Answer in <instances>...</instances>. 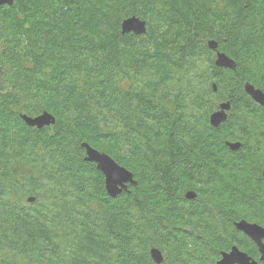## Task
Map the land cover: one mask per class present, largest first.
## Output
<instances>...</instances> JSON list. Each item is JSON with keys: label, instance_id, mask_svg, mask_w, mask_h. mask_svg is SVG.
<instances>
[{"label": "trees", "instance_id": "1", "mask_svg": "<svg viewBox=\"0 0 264 264\" xmlns=\"http://www.w3.org/2000/svg\"><path fill=\"white\" fill-rule=\"evenodd\" d=\"M134 15L145 33L122 32ZM210 40L236 70L216 64ZM246 82L264 91V0L0 6V264H157L154 247L160 264H217L237 243L256 254L234 225L264 224V107ZM44 111L54 124L22 118ZM82 142L137 186L110 196Z\"/></svg>", "mask_w": 264, "mask_h": 264}, {"label": "water", "instance_id": "2", "mask_svg": "<svg viewBox=\"0 0 264 264\" xmlns=\"http://www.w3.org/2000/svg\"><path fill=\"white\" fill-rule=\"evenodd\" d=\"M13 3L14 0H0V6L5 4L12 5ZM121 27L123 33L134 32L136 34H142L147 31L146 21L135 15L124 19ZM208 45L216 51L217 55L215 62L218 66L228 67L232 70L237 69L236 61L228 54L218 49V42L216 40H210ZM244 88L246 93L249 94L254 101L264 107V91L262 89L257 88L251 82H246ZM230 110V101L219 103L218 108L210 115L211 125L214 127L220 126L223 121L227 120ZM22 118L29 126H35L39 129L50 126L56 122V117L49 111H44L38 115L22 114ZM227 145L232 150H239L242 143L240 141H230ZM81 146L85 149L84 159L96 163L97 168L103 173L105 187L110 196L116 197L124 191H129L130 185L137 186L138 181L135 179L133 172L121 165L110 154L96 149L88 142H82ZM186 197L188 199H193L196 197V192L189 190L186 193ZM28 201L34 202L35 197H29ZM236 227L238 230L246 233L258 244L261 252V260L264 261V226L243 219L236 223ZM150 253L157 264H160L164 260V254L159 248H152ZM218 264L255 263L251 261V257L247 253L241 251L237 246H234L231 251L223 253L222 259L218 261Z\"/></svg>", "mask_w": 264, "mask_h": 264}, {"label": "flooded vegetation", "instance_id": "3", "mask_svg": "<svg viewBox=\"0 0 264 264\" xmlns=\"http://www.w3.org/2000/svg\"><path fill=\"white\" fill-rule=\"evenodd\" d=\"M236 141H239V140H236ZM228 142H230V141H226V145H227V143ZM231 142H235V141H231ZM241 142V141H240ZM242 143V142H241ZM228 146V145H227ZM261 179H262V184L264 185V158H263V160L261 161ZM193 191L194 192H196V197L195 198H197V196H198V192H197V190H194L193 189ZM261 196V200H262V202H263V205H264V190L261 192V194H260ZM195 198H193V199H195ZM247 220L248 222H251V223H258V224H260V225H262V226H264V224H262V223H260L259 221H257V220H255L256 218H252L251 216H247V217H240L238 220H236V221H234V225H235V227H236V223L237 222H239L240 220ZM251 219H253V220H251ZM237 228V227H236ZM240 231V230H239ZM243 235H245L248 239H249V241H250V243L251 244H253V246H255L256 247V254H252L251 252H249L248 250H246V249H244V247H243V245L242 244H240V243H237V244H234L229 250H226V251H222L221 252V254H220V257L217 259V264H218V261H220V259H222V255H223V253H225V252H229V251H231V249L234 247V246H237L241 251H243V252H245V253H247L250 257H251V261H253L255 264H264V261L263 260H261V252H260V248H259V246H258V244L251 238V237H249L246 233H244L243 231H240ZM263 243H264V239H263ZM251 247V246H250ZM251 249H252V247H251Z\"/></svg>", "mask_w": 264, "mask_h": 264}, {"label": "rangeland", "instance_id": "4", "mask_svg": "<svg viewBox=\"0 0 264 264\" xmlns=\"http://www.w3.org/2000/svg\"><path fill=\"white\" fill-rule=\"evenodd\" d=\"M251 220H253V219H251Z\"/></svg>", "mask_w": 264, "mask_h": 264}]
</instances>
